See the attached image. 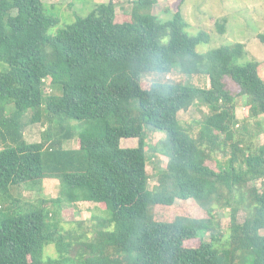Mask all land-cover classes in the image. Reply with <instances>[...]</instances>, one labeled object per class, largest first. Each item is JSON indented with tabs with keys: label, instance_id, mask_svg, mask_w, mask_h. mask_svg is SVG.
I'll return each instance as SVG.
<instances>
[{
	"label": "trees",
	"instance_id": "16d2710c",
	"mask_svg": "<svg viewBox=\"0 0 264 264\" xmlns=\"http://www.w3.org/2000/svg\"><path fill=\"white\" fill-rule=\"evenodd\" d=\"M125 1L126 19L116 0H104L50 34L59 19L42 0H0V193L54 180V205L88 202L106 214L64 232L44 208L2 209L0 264H264V143L251 150L233 140L237 98L247 117L264 115L261 64L238 63L242 43L197 51L208 33L190 34L180 10L162 19L159 0ZM257 38L264 43V33ZM171 72L205 76L209 86L143 81ZM199 105L209 111L194 134L178 115ZM72 122L76 147L67 148ZM38 124L42 140L27 142L24 128ZM147 131L165 135L168 159L151 189ZM134 138L136 147L120 146ZM217 154L223 165L214 164ZM255 181L260 188L249 186ZM242 189L249 212L239 222L232 204ZM219 206L232 208L221 250ZM50 244L58 259L44 258Z\"/></svg>",
	"mask_w": 264,
	"mask_h": 264
},
{
	"label": "rangeland",
	"instance_id": "374dc122",
	"mask_svg": "<svg viewBox=\"0 0 264 264\" xmlns=\"http://www.w3.org/2000/svg\"><path fill=\"white\" fill-rule=\"evenodd\" d=\"M47 15L57 17L59 20L55 26L49 29L50 34H55L59 29L64 28L67 24L72 23L77 16H85L96 5L104 2V0H42ZM117 17L123 16L126 19L125 12L129 11L130 3L125 0H116ZM168 9L165 13L163 9ZM180 10L184 20L187 22V31L195 35L200 31H204L209 35L207 43L199 44L197 51L207 52L220 46H232L237 43L244 44V55L238 60V63L244 64L248 61H257L261 64L260 75L264 80V43H261L257 35L264 33V0H159L154 13H159L162 19H168L171 15ZM216 24L224 25V33L217 31ZM5 65L0 62V72ZM169 81L171 83H181L189 85H197L203 88L209 86L208 79L205 76L188 77L176 72L168 75H146L144 82L153 81ZM232 88V87H231ZM58 88L45 87V94H57ZM246 100L244 97L236 99V125L234 126L233 140H240L243 147H249L251 150L258 148L264 143V115L258 118H249L246 115ZM197 109H191L187 112H181L178 117L183 126L190 125L191 132L197 133L199 130L198 122L203 119L204 113H208L209 108L206 105L194 106ZM74 128H69L70 136L62 138L63 146L67 148L76 147L78 124L72 122ZM85 125V124H84ZM67 127H65V130ZM63 130L61 133H64ZM43 128L38 125L27 126L24 128L25 140L27 142H40L42 140ZM60 132H56L54 138L59 137ZM67 133V132H66ZM165 135L158 132L147 131V155H148V185L153 188L157 185V175L167 165V157L161 149H163V140ZM138 140L122 139L121 147H136ZM163 144V145H162ZM168 146V145H167ZM3 148L0 142V149ZM165 150V149H164ZM226 157L217 154L214 164L225 163ZM57 182V181H56ZM54 180H39L27 185L11 186L4 193H0V210L12 209V211L24 212L35 208H44L49 213V217L58 221L63 227L64 232L71 230H80L77 222H85L82 226L83 230L91 227L92 216H105L103 210L93 203H78L73 207L64 205H54L51 200L58 196V185ZM261 181L251 182L249 186L256 188L261 187ZM243 194L235 195L234 208L237 207V219L242 222L249 212L246 189H242ZM244 196L243 202L240 197ZM229 206H219L215 208L214 215L216 221L221 226L224 237L221 243L217 245L221 250L224 247L225 240L229 234ZM191 215V211H186ZM11 213V212H10ZM64 234L66 240L69 239ZM264 233V232H263ZM187 246H197V241L187 243ZM223 249V248H222ZM71 255V254H70ZM44 258L58 259V254L54 244H50L44 249Z\"/></svg>",
	"mask_w": 264,
	"mask_h": 264
}]
</instances>
